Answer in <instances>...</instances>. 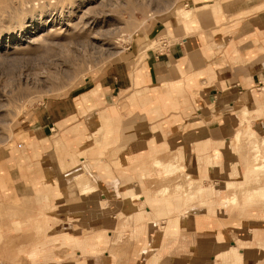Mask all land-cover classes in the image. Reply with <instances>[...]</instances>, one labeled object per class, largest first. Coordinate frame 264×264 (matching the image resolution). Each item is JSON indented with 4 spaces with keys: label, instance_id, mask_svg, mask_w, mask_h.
I'll use <instances>...</instances> for the list:
<instances>
[{
    "label": "crops",
    "instance_id": "obj_1",
    "mask_svg": "<svg viewBox=\"0 0 264 264\" xmlns=\"http://www.w3.org/2000/svg\"><path fill=\"white\" fill-rule=\"evenodd\" d=\"M189 5V17L159 18L136 34L120 59L33 110L0 150V209L41 193L56 207L81 171L96 187L89 193L78 186L79 195L99 194L92 208L108 209L110 216H94L91 230L66 231L65 240L83 250L77 257H90L92 264H139L143 257L147 264H182L163 248L186 236L199 257L233 254L240 262L251 246L252 258L260 257L264 228L245 232L244 214L218 205L204 179L193 177L199 182L195 199L208 198L211 205L185 223L184 197L173 190L167 203L158 197L166 183L154 186L155 173L163 181L164 170L153 162L174 155L193 173L200 168L201 177L221 162L232 175L228 191V182L244 181L247 154L236 135L245 110L264 151V0ZM241 170L244 178H235ZM135 191L143 198L134 199ZM255 205L264 214V205ZM170 236L175 239L165 246ZM165 257L170 261L163 263Z\"/></svg>",
    "mask_w": 264,
    "mask_h": 264
},
{
    "label": "rangeland",
    "instance_id": "obj_2",
    "mask_svg": "<svg viewBox=\"0 0 264 264\" xmlns=\"http://www.w3.org/2000/svg\"><path fill=\"white\" fill-rule=\"evenodd\" d=\"M190 1L80 0L84 7L77 10V5L70 0H0V25L9 28L8 31L0 32V150L9 144L39 104L46 99L64 96L88 78L98 75L127 52L136 34L146 30L159 18L174 13L189 17L193 12ZM33 2L38 3L36 5ZM181 7L183 12L179 10ZM185 9L189 11L185 12ZM24 26L27 28L23 29ZM249 124L252 126L246 123L244 127ZM257 143L261 145L259 138ZM241 152L247 154L244 162L247 169L252 164V161L249 164V158L253 160L252 154L255 152L247 151V147H243ZM261 152L262 157L264 151ZM197 170V173H193V168L185 166L183 171L175 173L173 180L184 179L187 173L202 178L206 187L212 185L218 205H227L220 203L222 200L217 197L220 191L226 197L231 194L225 184L226 179L232 178V175L228 176L222 163L210 169V176L201 177L199 174L204 173L199 172L200 168ZM233 171L238 174L237 168ZM217 172L222 173V176L217 174L215 177ZM243 172L241 170V174L235 178H244ZM253 174L260 175V171ZM155 176L153 181L157 184L154 186L167 183L165 177L162 178L165 181L159 180L160 173H155ZM242 181L227 184L231 185L230 189H242ZM75 183L70 182V191L64 194L56 207H52L48 197L41 193L32 195L31 199H22L15 208L0 209V264H92L90 257H77L78 251H83L80 244L76 241L67 242L64 234L66 231L77 233L82 228L91 230L92 218H108L109 210H93V202H97L101 196L79 195L76 192L78 184ZM173 190L174 186H171L170 191ZM240 196L243 201V195ZM191 202L195 207L182 211V217L186 219L184 223L197 214L206 213L211 205L208 198L205 201L203 198L192 199ZM242 203L244 205L229 204V210L234 216L236 211L244 214L247 223L245 232L249 231L252 235L256 228H264V214L257 210V205L247 206L244 201ZM84 220L90 225H76L78 221ZM258 223L263 226L259 227ZM181 238L169 250L163 248V254L170 253L181 262L191 260L194 264H248L253 259L252 246L247 248L250 249V253H246L249 256L240 262L234 261L233 254H217L216 258L199 257L193 249L194 245L187 243V236ZM169 239L171 241H168V246L175 237L170 236ZM153 245L152 249L156 250V245ZM34 251H40L36 257L32 256ZM146 260V257L138 258V263L147 264ZM164 261L169 262L170 257H165Z\"/></svg>",
    "mask_w": 264,
    "mask_h": 264
},
{
    "label": "bare ground",
    "instance_id": "obj_3",
    "mask_svg": "<svg viewBox=\"0 0 264 264\" xmlns=\"http://www.w3.org/2000/svg\"><path fill=\"white\" fill-rule=\"evenodd\" d=\"M34 1H36V0H34ZM33 3L36 4L38 2H33ZM181 9H183V8L182 7L179 8L180 12H183ZM187 11H189V9H185V12H187ZM26 28H27V26H24L23 29H26ZM246 113L247 112L245 110V115L243 117L244 125L246 123L247 124L250 123V121H251L250 115H248ZM257 135H258L257 131L250 124L248 126H245L243 129H241L237 133V135H236L237 143L240 145V149L242 150L243 147H247V151H253L255 153L252 154L253 155V160L251 158V161H252L251 163L252 164L247 167V170L245 172V180L241 182V184L244 187L242 189H237V188L229 189L231 194L228 197L220 194L218 196L222 200L220 203L224 202L227 205L228 204H236L237 205V203L243 204L242 202L244 201V203H246L247 206L255 205V204L264 205V182H263L264 173L262 174V172L264 171V155H262V157H261L262 152H261V149H260V145H258L257 140L255 139L257 137ZM263 142H264V139H263ZM156 159H155L156 161L153 162L154 163L153 165L154 166L156 165V167H161V169L164 170V174L163 175L165 177L164 179H166V182H167L164 185L163 189L160 190V193H159L160 195H158V197L159 196L160 197L164 196L163 200H165V202H167V200H168V202L172 201V199H169V197L167 195H169V191L171 190V186H174V190L184 197V200H183L184 201V208L183 209L188 210V211H189V209H192L194 205L191 204V200L195 199L197 197L198 190H196V189L199 187L198 186L199 182L195 181L193 176H191V174H188V173L186 174V176L184 175L185 176L184 179H182V178L179 179L178 178V180H175V181L173 180L175 173L178 172V171L179 172L183 171V169L185 167V165L181 162L180 157L178 155H174V156L170 157V159H167V160H164V159L160 160L158 158H156ZM259 160H261V161H259ZM257 171H260V175H256L255 176L253 173H255ZM80 172L76 173L75 175L73 174L74 177L72 179V182H76L78 184V186L81 187L82 191L90 193V191L94 190L96 185L93 184V182H91V180H90L91 178L90 177L86 178V175L84 176L85 173H83V172L80 173ZM144 175L145 174H143V176ZM251 175H252V177L250 178ZM175 177H176V175H175ZM69 180H70L69 182H71V179H69ZM163 181H165V180H163ZM249 183L250 184H258V185L257 186H248L247 184H249ZM149 185H152V184H149ZM78 186L76 188V192L80 193V190H79ZM75 187H73V188H75ZM160 187H161V185H160ZM155 192L157 193L158 191H155ZM170 192H172V191H170ZM78 194H76V195H78ZM132 195H133L134 199H142L143 198V194L139 193V192H136V191L134 193H132ZM240 195H243V197H244L243 201H241V198H240L241 196ZM220 199H219V201H220ZM157 200L160 201L161 199L157 198ZM233 206H232V208H234ZM26 219H27V217H26ZM26 219H25V221H26ZM168 241H171V239L168 240ZM168 241L166 240V242H165L166 245L165 246H168L167 245L169 243ZM151 247L153 248L154 245L152 244Z\"/></svg>",
    "mask_w": 264,
    "mask_h": 264
},
{
    "label": "snow or ice",
    "instance_id": "obj_4",
    "mask_svg": "<svg viewBox=\"0 0 264 264\" xmlns=\"http://www.w3.org/2000/svg\"><path fill=\"white\" fill-rule=\"evenodd\" d=\"M71 3H75L77 5V10L79 8L84 7L83 4L80 3V0H70ZM9 28L4 26V25H0V32H5L8 31ZM20 43H23L24 41H19ZM0 50H2V46H0ZM182 264H194L193 261L191 260H187V261H183ZM248 264H264V251H261L260 253V257L256 258V259H250L248 261Z\"/></svg>",
    "mask_w": 264,
    "mask_h": 264
}]
</instances>
